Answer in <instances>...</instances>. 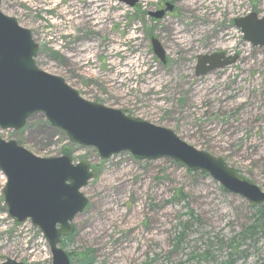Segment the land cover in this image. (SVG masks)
Here are the masks:
<instances>
[{
  "label": "rangeland",
  "instance_id": "1",
  "mask_svg": "<svg viewBox=\"0 0 264 264\" xmlns=\"http://www.w3.org/2000/svg\"><path fill=\"white\" fill-rule=\"evenodd\" d=\"M95 1L1 0L0 11L31 33L40 71L61 78L87 102L171 130L264 193V53L231 23L250 14L264 18V0H221L218 7L216 0H137L133 7ZM71 2L102 20L75 25V15L60 14ZM167 6L170 12L152 16ZM151 38L164 49L165 64L152 54ZM87 46L91 53L74 54ZM216 52L238 60L195 78L196 57ZM44 121L33 115L22 131H1L0 138L37 158L68 155L96 171L81 191L88 203L73 220L74 233L62 240L66 254L75 255L70 264H80L83 253L91 264H264V226L247 232L256 208L207 175L129 153L101 161L94 149L71 145ZM4 184L0 173V264H51L39 231L9 218Z\"/></svg>",
  "mask_w": 264,
  "mask_h": 264
},
{
  "label": "water",
  "instance_id": "2",
  "mask_svg": "<svg viewBox=\"0 0 264 264\" xmlns=\"http://www.w3.org/2000/svg\"><path fill=\"white\" fill-rule=\"evenodd\" d=\"M1 1V0H0ZM133 7L137 0H112ZM153 15L161 18L166 11ZM242 40L264 53V18L250 14L232 20ZM153 55L165 64V52L150 39ZM38 47L31 33L0 12V131H21L33 115L42 114L68 142L94 149L101 161L129 153L138 161L166 159L192 173L207 175L221 189L247 202L264 204V193L244 180L220 158L198 151L181 141L171 130L129 118L81 99L61 78L40 71L34 63ZM238 55L223 52L198 55L194 77L234 65ZM0 173L5 178L2 196L8 216L16 224L29 221L45 239L51 264H70L59 245L74 233L73 220L88 203L82 194L97 174L86 161L72 163L69 156L41 159L15 142L0 138ZM2 264H22L5 260Z\"/></svg>",
  "mask_w": 264,
  "mask_h": 264
},
{
  "label": "bare ground",
  "instance_id": "3",
  "mask_svg": "<svg viewBox=\"0 0 264 264\" xmlns=\"http://www.w3.org/2000/svg\"><path fill=\"white\" fill-rule=\"evenodd\" d=\"M81 1H84V3H88V4L93 5V6H95L97 3L95 0H81ZM220 1L221 0H216V6L217 7L219 6ZM71 3H70L71 4L70 8H67L64 11L60 12V14L61 15H75V17L73 19H71V20H73V23L75 25L80 23V20H82L83 18H87V19L91 18L92 21H94V25H98L100 23V21L102 20L101 18H98L97 16L93 18V16L98 15L97 12H94L93 14L80 13V11L78 9H76V7L74 8V3L73 2H71ZM189 9H190V11L192 10L193 12L196 10V8H194V7H190ZM215 12L219 13L220 11L216 10ZM208 13H209V11H208ZM176 34H178V32H176ZM178 42H179V45L185 50L186 49V46L184 45L185 41H181V42L178 41ZM92 51H93L92 46H87L85 48H79L78 50L76 48V49H74L73 52L76 56H83L84 53H88V52L91 53ZM110 66H115V65H114V63H110ZM116 67H117V64H116ZM116 73L119 74V73H121V71L117 70ZM78 147H80V146H78ZM80 148H82V147H80Z\"/></svg>",
  "mask_w": 264,
  "mask_h": 264
},
{
  "label": "trees",
  "instance_id": "4",
  "mask_svg": "<svg viewBox=\"0 0 264 264\" xmlns=\"http://www.w3.org/2000/svg\"><path fill=\"white\" fill-rule=\"evenodd\" d=\"M44 126L46 127H49L47 122L44 121ZM67 152V151H66ZM66 152H63L64 154H66ZM238 173V172H237ZM256 208V212H255V215L257 216L256 220H255V224H253L250 229L247 230L250 231V235L252 236L254 233L252 232L253 229H257V228H261L262 226H264V204L261 205V206H258V207H255ZM61 248H63L64 244L62 243L61 241ZM68 257H69V260L75 256L73 254H69L67 253ZM81 257V262L80 264H91L92 263V260L87 256V254H82Z\"/></svg>",
  "mask_w": 264,
  "mask_h": 264
}]
</instances>
